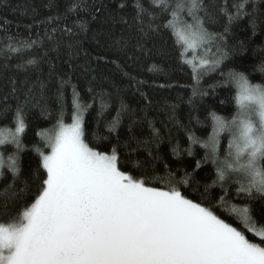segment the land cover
<instances>
[{"label":"snow or ice","instance_id":"6c2138e0","mask_svg":"<svg viewBox=\"0 0 264 264\" xmlns=\"http://www.w3.org/2000/svg\"><path fill=\"white\" fill-rule=\"evenodd\" d=\"M150 3L159 6L163 16L172 17L163 27L172 29L183 41L185 55L189 49L195 52L207 46L211 52L212 46L216 48L211 59L194 57L186 61L192 65L196 81L193 97L205 95L198 87L200 78L219 70L228 58L220 45L225 43L233 21L253 15L255 0H232L231 5L223 0L219 12L227 22L222 33L209 32L205 27V17L214 19L205 0ZM80 7V0H72L63 16H50L48 22L67 20ZM249 7L253 13L248 12ZM136 8V22L147 36L153 27L149 23L148 31H144V14L153 19L154 15L139 2ZM185 17H190L191 23ZM77 29L86 32V23L76 20L71 26L52 27L44 37L36 39L6 36L0 51L23 56L26 49L42 46L43 40L59 48L65 38L67 47L75 49L80 43ZM117 43L118 51L127 53L129 43ZM38 63L35 57L25 61V65ZM111 63L129 78V87L139 92L145 82L131 76L117 61ZM258 70L264 73V61ZM221 76V84H236L238 110L230 118L210 111L206 119L210 118L212 127L207 139L201 140L186 129L191 144H199L205 151L193 171L185 170L179 177L180 170H170L167 163L165 176L147 175L149 169L155 171V162L160 159L151 152V160L140 162L129 159L136 149L122 153L118 145H110L108 151L91 147L86 116L99 101L100 111L95 118L99 128L108 104L105 95L92 88L88 89L90 99L84 100L69 77L60 80L59 106L54 113L47 106L41 109L54 122L37 133L44 148L33 146L38 157L30 177L33 183L25 181V188L17 189L20 152L25 148L22 136L27 127L24 105H18L14 127L0 128V179L10 171L13 181L0 191V264H264V84H253L234 70L221 72ZM66 85L71 86L70 104L63 92ZM40 86L44 87L42 83ZM140 95L151 104L146 93ZM119 123L118 112L108 124L110 131ZM197 123L201 121L197 119ZM225 133L228 146L221 155L220 142ZM9 145L14 147L13 152L5 150ZM182 151L194 155L191 146L181 149L177 145L172 149L177 156ZM209 163L213 167L206 179L211 182L202 185L203 193L190 198L187 189L195 172ZM214 188L220 189L218 197L211 196ZM233 200L241 203L234 204Z\"/></svg>","mask_w":264,"mask_h":264},{"label":"trees","instance_id":"16d2710c","mask_svg":"<svg viewBox=\"0 0 264 264\" xmlns=\"http://www.w3.org/2000/svg\"><path fill=\"white\" fill-rule=\"evenodd\" d=\"M71 2L72 0H0V50L4 48L6 36L36 39L44 37L52 27L59 28L64 24L71 26L76 20L87 25L86 32H79L77 29L76 39L80 43L75 49L67 47L65 38L59 48L54 47L52 42L43 40L42 46L26 49L23 56L0 51V128L14 127L13 117L18 105H24L26 114L27 127L22 136L25 148L20 152L17 189H24L25 181L33 183L30 177L34 175L38 161L33 146L38 144L44 148L37 133L41 129L50 128L54 122L41 109L47 106L54 113L58 108L57 94L61 79L71 77V84L76 85L77 91L86 101L90 99L89 88L105 95L108 108L100 117L99 128L96 127L95 119L100 111L99 101L86 116L89 122V145L102 151H108L110 145H118L122 153L136 149L129 158L131 161L151 160V152L152 156L160 159L155 162V171L149 169L147 175L159 177L166 175L165 163L172 171L179 169V177L184 175L185 170L191 173L196 161L204 156L205 150L199 144H191L186 129L204 140L211 133L210 118L206 119L210 111L229 118L236 114V84H221V72L234 70L243 73L253 84H264V73L258 70L264 61V0H255L254 13L251 7L247 9L254 15L255 30L253 15L242 16L233 21L225 43L220 45L228 53V58L219 70L207 72L200 78L199 90L206 94L196 97H193V87L196 85L193 68L186 62L192 56L188 52L187 55L184 54L186 46L179 36L172 29L163 27L172 17L163 16L159 6L151 5L150 0H80L81 7L70 14L67 20L48 22L47 18L50 16H63ZM138 2L154 15L153 19V16L144 14V31H148L149 23L153 27L147 36L140 31L141 26L135 19ZM222 2L223 0H205L214 16L211 21L205 17V27L209 32L224 31L227 21L219 12ZM231 3L232 0H228V4ZM97 8L100 10L97 11ZM185 19L191 22L190 17ZM158 25L160 27L157 31ZM123 41L129 43L127 53L118 51L120 45L117 42ZM211 52L212 55L215 54L214 46L211 47ZM34 57L39 59L38 64L25 65L27 59ZM111 61L124 65L126 72L145 82L140 86L139 92L129 87V78L118 72ZM63 92L70 104L71 86L66 85ZM140 92L147 94L150 105ZM25 98L28 100L27 104ZM122 105L125 106L123 110ZM118 112L119 126L110 131L108 124L117 117ZM197 119L201 123H197ZM66 122L70 123V120ZM228 139L227 133L221 137V155L227 149ZM177 145L181 149L191 146L194 155L189 156L186 151H182L179 156L174 155L172 149ZM5 150L13 152L14 147L9 145ZM128 167L131 168V164ZM212 167L209 163L195 172L194 181L190 182L187 189L191 194L190 198H196L204 192L202 185L211 182L206 177ZM134 175L139 173L134 172ZM12 182L9 171L0 179V191ZM219 194V188L211 191V196L218 197ZM25 199H28L27 194ZM232 203L241 202L233 200Z\"/></svg>","mask_w":264,"mask_h":264},{"label":"rangeland","instance_id":"374dc122","mask_svg":"<svg viewBox=\"0 0 264 264\" xmlns=\"http://www.w3.org/2000/svg\"><path fill=\"white\" fill-rule=\"evenodd\" d=\"M188 23H191V22L188 21ZM206 48H207V46L197 48L195 52H193L192 50L189 49L188 50V53L192 56V59L194 57H196L197 60L198 59H202V58H209V59H211L212 58V52L207 51ZM236 88H237V86H236ZM238 91L239 90L237 88V94H238Z\"/></svg>","mask_w":264,"mask_h":264}]
</instances>
